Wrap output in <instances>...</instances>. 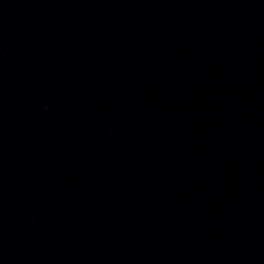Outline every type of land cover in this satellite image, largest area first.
Here are the masks:
<instances>
[{
	"label": "water",
	"instance_id": "obj_1",
	"mask_svg": "<svg viewBox=\"0 0 264 264\" xmlns=\"http://www.w3.org/2000/svg\"><path fill=\"white\" fill-rule=\"evenodd\" d=\"M0 264H264V0H0Z\"/></svg>",
	"mask_w": 264,
	"mask_h": 264
}]
</instances>
